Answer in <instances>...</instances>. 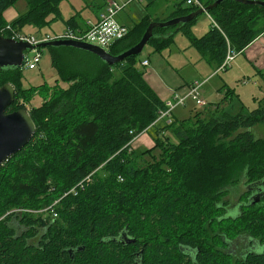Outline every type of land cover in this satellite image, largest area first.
<instances>
[{"label":"trees","instance_id":"1","mask_svg":"<svg viewBox=\"0 0 264 264\" xmlns=\"http://www.w3.org/2000/svg\"><path fill=\"white\" fill-rule=\"evenodd\" d=\"M16 1L0 0V35L10 37L7 26L17 31L33 26L42 32L61 16L62 0H27V11L8 22L4 12ZM201 1L207 6L215 0ZM185 3H176L165 19L147 11L110 53L135 45L151 22L199 9ZM208 14L212 27L202 36L192 29L197 16L154 28L148 44L162 52L181 32L217 69L229 48L241 53L264 34V7L259 5L224 0ZM67 25L79 23L72 17ZM48 49L59 72L53 84L25 88L24 66L0 68V86L12 83L17 103L35 92L45 98L30 110L37 128L33 138L0 167V217L12 208L40 209L58 200L59 219L45 231L39 247L25 240L37 232L36 226L20 237L8 223L13 216L0 220V264H137L136 251L141 253L139 264H195L194 257L200 264H264V136L253 130L264 124V107L231 112L224 105H208L205 116L199 112L157 127L153 147L129 151L133 137L158 126L164 108L137 66L139 55L108 65L82 49ZM70 52L88 55L96 69L69 67ZM227 90L225 99L232 92ZM167 127L178 137L177 144L160 135ZM160 148L158 158L145 159L144 154ZM240 184L246 188L240 212L226 210ZM73 187L76 193L70 192ZM35 218L26 214L17 220L34 224ZM122 231L134 243L115 239ZM243 237L260 248L236 258L230 244Z\"/></svg>","mask_w":264,"mask_h":264},{"label":"rangeland","instance_id":"2","mask_svg":"<svg viewBox=\"0 0 264 264\" xmlns=\"http://www.w3.org/2000/svg\"><path fill=\"white\" fill-rule=\"evenodd\" d=\"M179 1L181 0H172L168 2V9L171 10L173 5ZM102 3L103 0H62L59 5L61 10V16L52 23L51 27L45 28L42 32L52 33L53 31L64 30L68 26L67 22H69L72 17H74L78 23L84 24L88 19L96 18L95 13H100L102 11ZM146 4L147 1H145L144 3L138 2L137 5L141 8L140 10L144 11ZM156 5L149 3L148 12L152 14ZM27 9V0H17L12 6L8 7L5 10L4 17L5 19L7 18V20L11 22L18 18L20 15L24 14ZM169 14L167 13V15ZM154 16L155 15H153V17ZM164 16L158 15V18L163 19ZM210 25V19L205 13H203L198 16V19L193 24L194 33L198 36H201L206 32V30H208ZM7 29L10 30V36L15 33L14 31L17 32V30L10 29V26H7ZM21 31L25 33H33L36 35H38L40 32L36 31L33 26H25ZM174 43L162 52V56L167 59L170 58L171 61L175 64H181L178 63V61H181V56H179L178 54V51H180L191 60L190 64L185 65L183 69L179 70L181 74H189L192 79L197 78L200 81L206 78H208V80H211L202 89L206 90L203 95V99L205 100L207 106L217 105L221 103V97L218 95L217 90L214 89L215 84L220 82L221 80L223 83L225 81L228 86L226 88H229L233 92L230 93V97L225 103L226 110H229L231 112H238L241 107H245L249 110L254 109L256 107H264V71L260 72L258 68L254 66V64L250 63L245 58V56L240 54L236 61L234 60L231 65H229L225 70L215 75L216 72H214V70L216 66L214 64L210 65L205 60H203L202 54L194 46H191L189 39L185 35H183L181 32L176 33ZM149 51L154 52V48L150 44L144 47L143 51L138 57L137 66L142 71H145V68L147 67L143 66L141 62L146 57V54ZM41 53L42 61L40 62L37 68L28 69L26 67H23L22 85L25 88H29L31 86H38L46 82L49 84H53L54 80L59 77V72L53 64L52 53L47 47L43 48ZM27 55L32 56L33 53L31 51H27ZM66 63L71 68H83L89 70V72L94 71L97 65V62L88 55L75 52L68 53V55L66 56ZM182 66L183 64L180 65V67ZM214 76L216 77L213 78ZM208 80L206 79L205 83ZM225 83L223 85H225ZM224 94L225 91L223 92V95ZM44 99L45 98L42 93L35 92L32 94L30 100H26L24 97L20 98L18 103L14 107H19V104H22V108H25L30 112V110H32L33 108L40 106L43 103ZM205 106L193 108V115L201 112L202 114L200 115L205 116L207 109ZM253 130L256 136H264V124H258L253 128ZM172 131L173 130L171 129V131L168 133V137L170 138V141L173 144H177L179 141L178 137ZM145 146L147 145L138 144L135 145V148L139 150V153H142L143 151H146L148 149ZM161 154L162 149L160 148L157 150H153L152 152H149L146 155L144 154V157L147 161H151L153 159V156H156L158 158ZM245 189L246 188L242 184L234 188L232 198L233 203L237 202V195ZM232 208L234 209V207ZM232 211L233 210L231 209V212ZM247 240L248 238H243V243ZM243 243L240 242L241 245H243Z\"/></svg>","mask_w":264,"mask_h":264},{"label":"water","instance_id":"3","mask_svg":"<svg viewBox=\"0 0 264 264\" xmlns=\"http://www.w3.org/2000/svg\"><path fill=\"white\" fill-rule=\"evenodd\" d=\"M222 1L224 0H215L212 4L200 7L188 15L173 17L165 21L151 22L140 40L135 45L117 55H114L99 46L71 39H55L47 42H41L38 45H33L27 41L16 40L8 36L0 35V68L22 67L24 63L25 51H31L37 47L48 48L59 46H70L91 52L97 55L106 64L114 65L128 56L140 55L144 47L152 39L154 28L169 27L179 23H187L203 13H208L213 7L217 6ZM234 1L264 7V0ZM15 100L16 88L12 83L8 82L3 86H0V167L12 155L19 152L31 141L37 129L36 124L27 109L21 108L10 113L6 112L7 109L14 104ZM123 237H126L125 232ZM133 241L134 239L128 240L129 243Z\"/></svg>","mask_w":264,"mask_h":264},{"label":"built area","instance_id":"4","mask_svg":"<svg viewBox=\"0 0 264 264\" xmlns=\"http://www.w3.org/2000/svg\"><path fill=\"white\" fill-rule=\"evenodd\" d=\"M143 1L144 0H106L105 7L100 12V14L94 19H88L84 24L79 23V25L76 26L68 25L64 30L53 31L52 33L39 32L38 35L14 31L15 33L10 37L16 40L27 41L33 45H38L41 42H47L55 39H71L90 43L110 52V48L117 41L125 38L131 29V26L120 21L119 15L132 3ZM186 3L199 8L205 7L201 0H186ZM31 52L33 55L28 56L27 51H25L23 66L28 69H35L42 61V53L39 47L31 50ZM237 54L238 52L235 49L229 48L224 62L215 70V72L219 73L225 70L235 60ZM141 63L143 66H148L149 60H143ZM204 84L205 80H196L188 86V89L185 93L175 91L170 98L164 101V108L159 111V116L156 121H163L167 124L171 123L174 110L178 107L186 105L189 100H192L198 107L205 106L206 103L202 97V89ZM137 138L138 136L136 135L133 137L132 141H130L129 144H131L132 147L129 149V151L132 150L133 143ZM91 178V174L88 175L87 179ZM119 179L123 180L122 176H119ZM78 185L83 187L84 182L81 181ZM75 191V187H73L70 192L76 193ZM57 202L58 200L52 205L43 207V209L48 211L51 215H57V211L55 210V205ZM28 210L32 209L18 207L12 208L9 213H22Z\"/></svg>","mask_w":264,"mask_h":264},{"label":"crops","instance_id":"5","mask_svg":"<svg viewBox=\"0 0 264 264\" xmlns=\"http://www.w3.org/2000/svg\"><path fill=\"white\" fill-rule=\"evenodd\" d=\"M105 1L106 0H103V3L101 5L102 7L104 6ZM145 1H147V4L145 5L144 11L140 10L141 8L137 5L138 2H134L130 6H128L126 9H124V11L119 15L120 21L129 25V26H132L134 23L138 22L139 20H141L145 16V14L148 11L149 6H148V8H146V7H147V5H149V3L153 4V5L157 4L155 6L153 12H152V15H156V16L166 15V16H164V19H165V18L170 17V15L174 9V5H175L174 4L173 7L171 8V10H169L168 9V2H170L172 0H144L143 3ZM181 1H183V0H181ZM176 3H178V2H176ZM184 5L186 6L188 4L185 3ZM102 10H103V8H102ZM167 13L168 14L170 13V14L167 15ZM99 14H100L99 12H96L95 16L97 17ZM205 14L210 19L211 25L208 28V30H209L212 27L213 19L207 12ZM6 20H7V18H6ZM8 22H10V21H8ZM208 30H206V32ZM193 32H194V30H193ZM174 42H175V37H174ZM190 44H191V42H190ZM191 46H193V45L191 44ZM162 52H157L155 50H154V52L149 51V52H147L146 57L143 60H146V59L149 60V65L145 66L147 68H145V71H144L145 72V78H146L147 82L152 87V89L157 93V95L163 101H165L166 99L170 98L175 91L180 92V93H185L188 89V86L192 82L199 80V79H197V78L192 79L189 76V74H186V73L181 74L179 72V70L183 69L185 65L191 63V60L189 58H187L184 53L178 51L179 56H181V61H178V63H181V64H175L171 61L170 58L167 59L164 56H162ZM240 54L245 56V58L250 63L254 64V66L257 67L260 72H263L264 71V34H261L243 52L239 53L237 55V57L235 58V61ZM202 59L211 65V63L208 62L204 57H202ZM182 64H183V66L180 67V65H182ZM215 70H216V68H215ZM215 70H214V72H215ZM217 74H219V73H216L215 75H217ZM215 77L216 76H214L213 78H215ZM206 79L208 80V78H206ZM206 79H202V81L206 80ZM210 81L211 80L206 81L204 86H206L208 84V82H210ZM224 83H225V81H224ZM224 83L220 80V82L215 84L216 87L214 86V89L217 90L218 95L221 97L222 103L219 105H221V106L224 105V107H225V103L228 101V99H225V94L227 91L226 87H228V86L226 83H225V85H223ZM224 91H225V94L223 95ZM205 92H206V90H202V97H203ZM205 107H207V105ZM193 108H199V107L192 100H189L186 103V105L178 107L177 109L174 110L173 116H172V121L182 120V119H186V118L191 117L193 115V112H192ZM164 124H165V122H163V121L159 122L157 124L158 126H153L150 129H148L147 131L140 134V136H138V138L134 141L133 148L136 149L135 145H138V144H146L147 146H145V147L151 148L155 144V142L153 140V135L157 134V130H158L157 127H164L166 125V124L165 125ZM169 130L171 131V128L168 129V127H167L166 129L162 130V133H160V135H168V133L170 132ZM158 135H159V133H158Z\"/></svg>","mask_w":264,"mask_h":264},{"label":"flooded vegetation","instance_id":"6","mask_svg":"<svg viewBox=\"0 0 264 264\" xmlns=\"http://www.w3.org/2000/svg\"><path fill=\"white\" fill-rule=\"evenodd\" d=\"M16 104H17V96H16V100H15L14 104L11 105L7 109L6 112L10 113L14 110L21 109V108L14 109V106ZM233 193H234V190H233ZM233 193L229 196L231 201L227 205L226 210L231 211V209H232L233 210L232 212H236L237 210L240 212L241 205L244 203L243 197H244V194L246 195V189L244 191H241L237 195V202H236L237 205H236V203L232 202ZM232 207H234V209ZM28 209H32V210L24 211L22 213H9L11 210L10 209L2 217H0V220L6 219V217L13 216L12 219L8 220V223L13 225L16 228L17 236H20V237L23 236L25 233H28L30 227L36 226L37 232H35L34 235L25 236V240H26V243L28 245H30V246L33 245L35 247H39L43 243V239L45 238V234H46L49 226L51 224H54V222L59 219V215H58V212H57V215H54V214L51 215L48 211H45L43 208L37 209V210L35 208H28ZM26 214H30V215L35 216L36 217L35 219H37L38 221H36L34 224H28V223H25L24 221L22 222L21 220H23V216ZM18 216L21 217L20 221L17 220ZM43 223H44V225H43ZM123 234H124V231H122L115 239L120 240L123 244L125 242H127L129 244L128 240L133 239V238L127 234H126V237L124 238ZM243 238H237L236 240L232 241L230 244L231 251L234 253L236 258L248 256V254L251 253V251H253V252L259 251V249H257V248H260L259 244L252 242L251 239H248L247 241H244V243H243ZM240 242H242L243 245H241ZM130 243H134V242H130ZM70 251H72V250H70ZM72 252H70V253H72ZM186 252H188V254H190V252H192V250H186ZM140 255H141V253L136 251L135 262L137 264H139ZM188 259H190L189 256H188ZM191 259H192L193 263L200 264L197 261V259H195V257L191 258Z\"/></svg>","mask_w":264,"mask_h":264}]
</instances>
